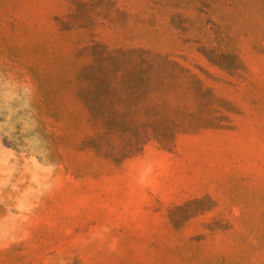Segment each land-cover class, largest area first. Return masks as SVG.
I'll use <instances>...</instances> for the list:
<instances>
[{"label": "rangeland", "instance_id": "374dc122", "mask_svg": "<svg viewBox=\"0 0 264 264\" xmlns=\"http://www.w3.org/2000/svg\"><path fill=\"white\" fill-rule=\"evenodd\" d=\"M0 264H264V0H0Z\"/></svg>", "mask_w": 264, "mask_h": 264}]
</instances>
